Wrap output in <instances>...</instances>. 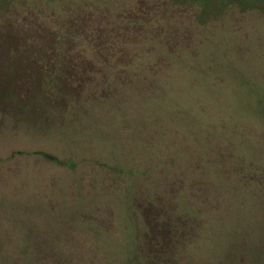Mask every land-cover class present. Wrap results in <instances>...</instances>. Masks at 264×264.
<instances>
[{"label": "rangeland", "instance_id": "rangeland-1", "mask_svg": "<svg viewBox=\"0 0 264 264\" xmlns=\"http://www.w3.org/2000/svg\"><path fill=\"white\" fill-rule=\"evenodd\" d=\"M260 5L0 0V264H264Z\"/></svg>", "mask_w": 264, "mask_h": 264}, {"label": "trees", "instance_id": "trees-1", "mask_svg": "<svg viewBox=\"0 0 264 264\" xmlns=\"http://www.w3.org/2000/svg\"><path fill=\"white\" fill-rule=\"evenodd\" d=\"M176 1H182V0H176ZM203 1H205L207 4H209V6H211V7H214V6H219L220 4H223V3H225L226 1L228 2V1H231V0H203ZM234 1V0H233ZM259 2H264V0H258ZM244 3V2H243ZM246 5H247V3H245ZM252 4H254L253 2H252ZM264 5H260V8H264L263 7ZM48 158H52V159H54V160H56L57 162H60V163H62L63 161L62 160H60V159H58V158H56V157H51L50 155L49 156H47Z\"/></svg>", "mask_w": 264, "mask_h": 264}]
</instances>
